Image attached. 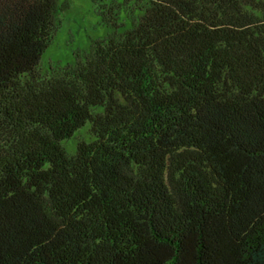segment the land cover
I'll list each match as a JSON object with an SVG mask.
<instances>
[{
  "label": "trees",
  "instance_id": "1",
  "mask_svg": "<svg viewBox=\"0 0 264 264\" xmlns=\"http://www.w3.org/2000/svg\"><path fill=\"white\" fill-rule=\"evenodd\" d=\"M92 2L41 73L68 0H0V264H264V0Z\"/></svg>",
  "mask_w": 264,
  "mask_h": 264
},
{
  "label": "rangeland",
  "instance_id": "2",
  "mask_svg": "<svg viewBox=\"0 0 264 264\" xmlns=\"http://www.w3.org/2000/svg\"><path fill=\"white\" fill-rule=\"evenodd\" d=\"M128 26L125 20L124 26ZM119 27L118 30H122ZM111 28L106 26L92 0H68V7L58 15L57 27L38 61L41 73L50 66L64 65L74 59L75 52L86 51L92 40L104 37ZM88 123L60 143L67 153H72L75 144L89 138Z\"/></svg>",
  "mask_w": 264,
  "mask_h": 264
}]
</instances>
